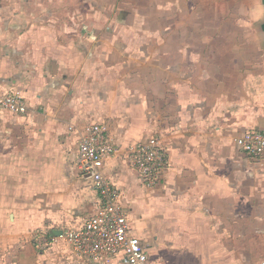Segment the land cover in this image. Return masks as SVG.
<instances>
[{
  "label": "crops",
  "instance_id": "crops-1",
  "mask_svg": "<svg viewBox=\"0 0 264 264\" xmlns=\"http://www.w3.org/2000/svg\"><path fill=\"white\" fill-rule=\"evenodd\" d=\"M16 88L32 113H0V264H99L37 246L99 207L77 167L92 120L151 264L264 261V156L234 141L264 133V0H0V89ZM149 137L167 157L153 188L125 156Z\"/></svg>",
  "mask_w": 264,
  "mask_h": 264
},
{
  "label": "built area",
  "instance_id": "built-area-1",
  "mask_svg": "<svg viewBox=\"0 0 264 264\" xmlns=\"http://www.w3.org/2000/svg\"><path fill=\"white\" fill-rule=\"evenodd\" d=\"M31 114L20 88L0 89V113ZM46 120V117L43 118ZM68 129L74 126L63 117ZM235 144L247 155L264 156V133L247 131L235 138ZM116 149L108 136L106 124L92 120L82 125L78 145L77 167L90 179L99 197V207L77 228L59 232L37 240V246L67 245L71 252L86 262L112 264L119 259L123 264H151L140 238L130 233L127 213L119 200V192L103 176L101 168ZM141 182L147 188L156 184L159 172L167 163V157L156 137L130 146L125 153ZM260 264H264L262 261Z\"/></svg>",
  "mask_w": 264,
  "mask_h": 264
},
{
  "label": "flooded vegetation",
  "instance_id": "flooded-vegetation-1",
  "mask_svg": "<svg viewBox=\"0 0 264 264\" xmlns=\"http://www.w3.org/2000/svg\"><path fill=\"white\" fill-rule=\"evenodd\" d=\"M128 221H129V219H128ZM129 224L131 225V221H129ZM136 231H137V236L140 238L141 242L143 243V245L146 248V251L148 253V250L151 248V241H152L151 234H149L147 232V230L145 228H142V227L141 228L138 227V229Z\"/></svg>",
  "mask_w": 264,
  "mask_h": 264
},
{
  "label": "rangeland",
  "instance_id": "rangeland-1",
  "mask_svg": "<svg viewBox=\"0 0 264 264\" xmlns=\"http://www.w3.org/2000/svg\"><path fill=\"white\" fill-rule=\"evenodd\" d=\"M223 21H220V24L223 25L225 24L227 28V23L228 21H225L224 23H222ZM237 24H239V21L237 20H233L232 21V27L236 26ZM243 25L247 27V32H248V44H255L256 42L254 41V38H253V22L251 20H246L243 22ZM223 27V26H222Z\"/></svg>",
  "mask_w": 264,
  "mask_h": 264
}]
</instances>
